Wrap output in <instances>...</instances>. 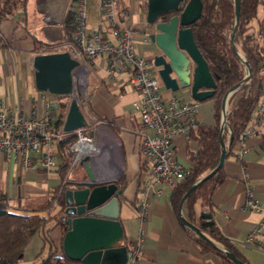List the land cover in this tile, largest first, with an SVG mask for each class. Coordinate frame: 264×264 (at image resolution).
Wrapping results in <instances>:
<instances>
[{
    "label": "crops",
    "instance_id": "crops-1",
    "mask_svg": "<svg viewBox=\"0 0 264 264\" xmlns=\"http://www.w3.org/2000/svg\"><path fill=\"white\" fill-rule=\"evenodd\" d=\"M118 5L124 10V16L121 18L123 25L135 30L137 52L149 61L152 46L147 36L150 30L145 22L146 0H118ZM75 6L76 0H28L25 13L18 12L12 18L0 21V81L3 80L0 97H4L10 104H25L27 99H37L43 93L47 95V92L38 91L30 96L29 84L22 82V79H26L29 72L33 75L30 57L41 53L33 51L34 41H61L64 18L69 10L75 13ZM98 7V0H87V38L99 22ZM50 25L53 27H48ZM61 42L64 43L63 40ZM152 73L156 75L153 70ZM6 75L11 77V81L5 79ZM261 77L264 83V69L261 71ZM87 81L91 110L96 116L111 120L117 129V133H114L105 121L89 128L90 134L101 145L102 150L99 156L88 160L87 163L97 182H115L122 174L125 175L126 183L124 188H121L119 212L124 234L122 244L131 252L136 239L141 236L142 247L138 264H221L219 256L215 253H202L183 227V212L180 214L172 208L171 191L164 193L159 199H152L147 218L140 219L137 189L144 173L142 156L137 145L141 121L131 105L137 98V93L127 81L126 73L116 81L106 78L105 61L101 56H96L91 61ZM172 94L184 101L192 100L188 93ZM208 99L197 101L196 114L199 124H214L215 100ZM259 128L260 131L255 136L235 143L233 154L226 156L223 165L227 177L211 197L214 219L218 227L224 235L234 241L236 249L249 264H264V211L243 207L248 186L252 189L255 199L264 206V127H261V122L257 129ZM228 139L229 133L225 136V141L228 142ZM174 142L179 160L188 167L190 163L186 155L187 148H195L196 143L183 137H177ZM242 150L245 152L240 155ZM57 169L49 172L39 169L21 173L19 166L6 162L0 156V193H5L10 198L18 197L14 199V203L20 205V211L46 213L47 209L41 208L47 205L51 189L64 180H60ZM84 175L83 163L78 161L70 167L66 177L68 180H75L83 178ZM43 200L44 204L40 205ZM53 225L54 222H51L47 228H53ZM253 230L255 242L248 243L246 237ZM50 237L62 245L60 226L51 229ZM215 245L219 249L222 247ZM42 247L40 233L34 234L18 264H35L36 256Z\"/></svg>",
    "mask_w": 264,
    "mask_h": 264
},
{
    "label": "built area",
    "instance_id": "built-area-1",
    "mask_svg": "<svg viewBox=\"0 0 264 264\" xmlns=\"http://www.w3.org/2000/svg\"><path fill=\"white\" fill-rule=\"evenodd\" d=\"M86 2L76 0L72 42L62 43L56 50L42 47L40 52L68 51L77 60L78 64L72 69V90L67 95V108L70 100L75 98L87 125L72 131L64 130L67 108L60 123L57 122L55 111V98L60 95L47 96L43 93L37 99H27L25 104H10L4 97H0V156L6 162L19 166L21 173L39 169L49 172L58 168L59 141L70 133L75 135L74 140L68 144L72 153L70 167L84 156L89 161L99 156L102 147L87 129L100 122L88 102L87 74L91 61L101 56L105 61L106 78L116 81L126 73L127 81L137 93L131 105L141 121L137 148L142 156L144 178L137 189V206L139 217L144 220L148 216L151 200L172 191L184 174L185 165L177 156L174 140L177 137L189 140L191 131L198 124V102L194 99L181 100L153 75L147 59L136 50L135 30L122 23L124 10L119 7L118 0H98L100 19L87 38ZM259 36L264 40V21ZM262 120L264 97L257 104L253 119L241 132V141L255 136ZM244 152L242 150L240 155ZM244 180L247 182L246 175ZM52 205H55V200ZM243 207L264 211V206L255 199L249 186L246 187ZM67 218L64 211L58 215L62 223H66ZM254 239L255 230L248 233L246 242L254 243ZM141 247L142 238L138 236L127 264H138Z\"/></svg>",
    "mask_w": 264,
    "mask_h": 264
},
{
    "label": "trees",
    "instance_id": "trees-1",
    "mask_svg": "<svg viewBox=\"0 0 264 264\" xmlns=\"http://www.w3.org/2000/svg\"><path fill=\"white\" fill-rule=\"evenodd\" d=\"M28 0H0V21L12 18L18 12H26ZM202 12L200 17L190 27L193 31L194 41L207 62L208 69L216 82V88L211 98L215 100L214 124H197L190 133L189 140L196 143V147L187 148V158L190 165L185 167L182 178L174 185L170 203L178 212L179 203L187 189L201 176L210 172L218 163L220 156V105L223 94L232 85L236 84L246 74V68L233 51L230 43V31L234 24L233 0H201ZM263 0H239V24L233 35L235 47L243 54L252 66L251 77L237 87L228 99L226 111L227 124L231 129V142L227 156L233 154V146L243 137L241 132L246 128L255 115V109L263 99L264 83L261 71L264 69V41L259 36L260 26L264 16L257 19V26L252 24L256 18L257 7ZM166 18V17H165ZM75 23V13L69 10L63 21L64 42H72ZM61 40V41H62ZM34 41L33 51L38 52L42 47L56 50L63 42ZM61 50V49H58ZM53 95V94H50ZM67 96H56L55 111L60 123L66 112ZM97 118L110 125L112 131L117 133L111 120L103 117ZM264 127V120L261 121ZM88 131L89 128L87 127ZM259 133L260 128L257 129ZM228 130L223 128L221 137L224 139ZM256 133V134H257ZM264 137V132H263ZM75 138L70 133L59 141L58 152L60 164L57 169L60 180L65 182L51 189V197L45 208L46 213H31L20 211V205L5 193H0V264H18L24 254V249L31 237L40 233L43 243L42 250L36 256L35 264H84L79 259L66 256L62 245L57 244L50 237V231L60 226L61 235L67 231L66 223L58 220V215L65 209L64 192L68 188L69 180L66 177L70 169L72 153L68 144ZM264 148V143H262ZM142 169L144 167L142 166ZM224 166L216 174L198 184L183 202L182 212L184 218L195 225L210 241L224 247L234 254L244 264L249 262L238 252L234 241L223 234L214 219V206L212 195L216 188L226 179ZM120 188H124L125 175L115 181ZM55 200V205L52 202ZM40 210V209H39ZM36 211V210H34ZM54 222L53 228H47ZM190 237L197 243L202 253L213 252L219 256L221 264H237L224 251L212 245L207 239L195 233L190 227L183 224Z\"/></svg>",
    "mask_w": 264,
    "mask_h": 264
},
{
    "label": "water",
    "instance_id": "water-1",
    "mask_svg": "<svg viewBox=\"0 0 264 264\" xmlns=\"http://www.w3.org/2000/svg\"><path fill=\"white\" fill-rule=\"evenodd\" d=\"M233 5L234 24L229 35L230 43L247 72L242 80L226 90L221 99V150L218 163L210 172L199 177L183 194L179 203L180 214L188 194L224 165L232 138L226 120L227 102L233 91L251 77L252 66L234 44L233 35L239 24V0H233ZM201 12V0H146L145 22L150 30L147 36L152 46L149 61L158 79L170 91L188 93L198 102L211 98L216 88V82L194 41L190 27L200 17ZM31 64L34 85L38 91L60 96H67L71 92L72 69L78 62L68 51L35 54ZM225 124L229 132L227 143L221 137ZM86 125L85 116L76 99L72 98L67 108L64 130L72 131ZM87 161V156L79 161L84 166V177L69 180L68 188L64 192V213L68 218L62 250L66 256L79 259L84 264H127L131 252L122 244L124 234L119 218L122 189L118 188L115 182H97ZM181 220L195 233L215 245L183 216ZM220 249L237 264H244L224 247Z\"/></svg>",
    "mask_w": 264,
    "mask_h": 264
},
{
    "label": "rangeland",
    "instance_id": "rangeland-1",
    "mask_svg": "<svg viewBox=\"0 0 264 264\" xmlns=\"http://www.w3.org/2000/svg\"><path fill=\"white\" fill-rule=\"evenodd\" d=\"M264 16V3L263 2H260L259 4H258V7H257V14H256V18L252 21V24L254 25V26H257V19H261L262 17ZM3 57V56H2ZM1 73V72H0ZM8 76L9 75H6V80H10L11 81V77H9L8 78ZM157 78H158V76L157 75H155ZM89 78H90V75H89ZM2 81V82H1ZM0 81V88L2 87V83H3V80H1ZM22 82H25V83H28L29 84V87H30V90H29V95L31 96L33 93H37L38 92V90L35 88V86H34V81H33V75L31 74V72H29V76L27 75L26 76V79H22ZM47 95H49V96H52V95H50V93H48L47 92ZM209 99H206V100H204V101H208ZM201 102H203V101H201ZM224 128L225 129H227L228 130V128H227V126H226V124L224 125ZM224 140H225V138H224ZM25 200V199H24ZM24 200H23V202L22 203H24ZM44 204V200L43 201H41V204L40 205H43ZM38 206V205H37ZM59 229V228H58Z\"/></svg>",
    "mask_w": 264,
    "mask_h": 264
},
{
    "label": "flooded vegetation",
    "instance_id": "flooded-vegetation-1",
    "mask_svg": "<svg viewBox=\"0 0 264 264\" xmlns=\"http://www.w3.org/2000/svg\"><path fill=\"white\" fill-rule=\"evenodd\" d=\"M147 62H150V61L147 60ZM149 67L154 71V67H152L151 62L149 63ZM154 73H155V71H154ZM155 74H156V73H155Z\"/></svg>",
    "mask_w": 264,
    "mask_h": 264
}]
</instances>
